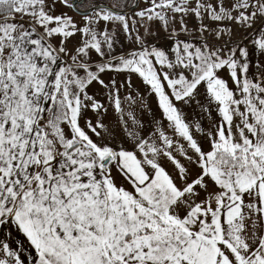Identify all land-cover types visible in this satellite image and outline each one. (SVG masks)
Returning a JSON list of instances; mask_svg holds the SVG:
<instances>
[{
  "label": "snow or ice",
  "instance_id": "obj_1",
  "mask_svg": "<svg viewBox=\"0 0 264 264\" xmlns=\"http://www.w3.org/2000/svg\"><path fill=\"white\" fill-rule=\"evenodd\" d=\"M0 264H264V0H0Z\"/></svg>",
  "mask_w": 264,
  "mask_h": 264
}]
</instances>
